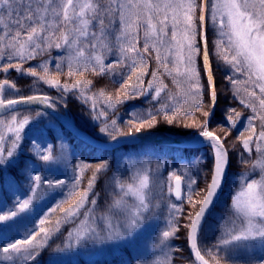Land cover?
Listing matches in <instances>:
<instances>
[{
  "label": "snow or ice",
  "instance_id": "snow-or-ice-1",
  "mask_svg": "<svg viewBox=\"0 0 264 264\" xmlns=\"http://www.w3.org/2000/svg\"><path fill=\"white\" fill-rule=\"evenodd\" d=\"M210 24L216 33L211 44ZM213 56L231 71L226 79L233 96L251 113L240 122L241 113L229 108V128L223 138L208 129V118L214 115L218 99ZM42 57L47 59L31 65ZM10 71L31 76L61 93L78 94L95 113L93 119L104 118L99 132L113 142L120 138L134 140L145 127L160 123V117L169 124L177 119L192 120L191 125L184 126L196 127V113H200L198 139L207 143L211 162L209 179L202 189L193 187L197 181L187 169L182 174L172 171L160 182L151 162L130 164L127 180L114 175L111 199L99 214L94 188L98 174L107 170L110 162H81L76 165L73 186L64 199L34 221L25 234L0 245V264H35L52 236L69 223L76 227L68 233L66 249L86 242L132 244L133 237L165 200L167 227L155 245L162 256L150 264H173L171 252L180 249H174L170 241L177 238L181 227L193 264H229L242 251L259 248L264 252V0H0V73ZM86 74L118 77L113 80L119 85L116 95L103 89L93 91L94 81L86 79ZM62 75L68 80L62 82ZM164 77L176 85V93L168 91ZM16 90V83L9 78L0 80V115L6 117L0 119V165L14 157L25 128L33 120L30 115L20 116L17 106L40 103L54 107L52 98L44 94L13 98L11 93ZM141 97L159 105L155 113L149 111L128 121L126 131L120 130L115 119L108 122L107 109L115 112L118 105ZM99 101L106 110L97 112ZM231 129H237L236 139L242 149L239 163L250 165L260 175L250 178L245 172L237 177L238 187L229 197L228 211L218 225L222 235L211 250L202 249L201 238L223 196L231 169L230 152L225 146ZM72 131L80 135L78 129ZM8 137L11 147L6 150ZM38 155L47 164L57 162L50 146ZM161 167L157 163L155 172ZM93 168L87 186L82 188L85 171ZM31 179L30 197L0 211V226L30 213L41 197L45 178L36 174ZM65 186L64 180L47 182L49 189ZM172 198L181 203L172 202ZM184 203L193 211L181 225ZM58 211L62 215L55 216L52 223ZM260 264H264V255Z\"/></svg>",
  "mask_w": 264,
  "mask_h": 264
},
{
  "label": "rangeland",
  "instance_id": "rangeland-1",
  "mask_svg": "<svg viewBox=\"0 0 264 264\" xmlns=\"http://www.w3.org/2000/svg\"><path fill=\"white\" fill-rule=\"evenodd\" d=\"M52 55L56 56L57 54L53 52ZM43 59H47V57L32 61L31 65H35ZM152 65L153 67L155 66L154 61H152ZM28 66L30 65H25V67ZM151 70L152 69L150 68L149 72H151ZM230 75H232L231 71ZM4 78H9L17 85V90L11 93L13 98L37 94L48 95L52 98L54 107L60 114H69L72 116L77 125L80 124L82 129L91 133L97 139L105 142L111 141L108 136L99 132V128L104 126V118L101 117L99 120L93 119L95 113L92 112L90 105L84 103L78 94L73 92L74 96L77 98H70L74 103V106L70 107L67 104L68 97L66 93H61L50 88L47 85L36 81L35 78L31 76L22 77L19 73L10 71L6 75L0 73V80H3ZM241 79H243V77H241ZM164 81L168 85V91L172 93L178 91L173 82L170 84L171 79L166 81L164 77ZM26 82H28L27 86L24 85ZM25 91H27L28 94H26L27 92ZM111 95L115 96L116 93ZM69 96L74 97L72 95ZM241 96H243V93H241ZM158 106L159 105L155 101L150 103L146 98L141 97L118 105L117 110L112 112L110 109L106 110L104 108L103 101H99L97 103V112L106 110L108 113V122L110 123L112 119H115L120 130L126 131L130 127L127 123L128 121H134L136 118L146 115L149 111L155 113ZM36 112H40L42 115L36 116ZM23 115H30L33 117V120L32 123L25 128L21 147L14 157L6 164L0 165V211L12 208L18 199L30 197L31 189L33 187L31 177L36 174L45 178L44 186L41 190V197L34 203L30 213L24 214L14 222L0 226V245L25 234L33 227L34 221H38V219L41 218L48 209L53 207L56 202L64 199L67 192L71 190L73 186V180L77 171L76 165L81 162L92 164L91 161H97L102 158L104 159L103 161L110 162V167L98 174L94 188V191L97 194V213L99 214L104 212L111 199L112 179L114 175H118L121 179L127 180L131 174L130 164L134 163L140 165L145 162H151L154 175L160 180V182H162L163 179L167 177L166 172H172L175 167H178L182 173L184 169H187L188 175L194 179L191 176L192 164L190 162H194V167L199 171L206 166V164L204 165L205 162L211 160L210 150L207 143L200 142L195 143V147L190 148L193 150L191 151L192 153L190 152L191 154L187 152V149H182L181 158H178V154H175V151H179L178 147L160 143L143 142L140 144L126 145L114 150H104L91 146L87 142L78 138V140L84 144L80 145L77 144L74 139H77V136L70 133L50 114L40 109H22L20 110V116ZM0 119H6V117L0 116ZM242 121L243 120L240 119V122ZM216 123L217 122L211 123L212 129L209 131H212L223 138L225 130L229 128L226 125V123H228L227 119L224 117L221 121V126L214 128ZM144 132L175 134L168 131H157L148 127H145L141 133ZM10 140L11 137H8V143L5 145L6 150L11 147ZM145 144L161 145V147H147ZM239 145L240 142L235 140L233 134L229 132L227 140L225 141V146L229 149L231 167H234V170L231 171L230 169L228 174V180L223 191L224 196H231L236 190L238 187L236 180L241 173L248 172L250 173V178L257 179L260 175L258 170L252 171L250 165L244 166L239 163L240 154L237 153ZM45 146L51 147L53 156L57 157V162L47 164L39 158L38 152L42 151ZM100 150L105 153L102 155ZM241 151L242 149L240 152ZM246 155L247 154H245V156ZM233 156H236L234 166H232ZM255 156L256 154L254 152L253 159H255ZM157 163L162 165L158 173L155 172ZM93 171L94 168L85 171L81 180L82 188L87 186V181L91 178ZM49 180H64L66 181V186L63 189H49L47 188V182ZM185 183H187V180H185ZM193 187L197 188V184ZM225 190H228L226 194ZM173 199L172 202L175 201L174 203H180L175 199L173 201ZM71 203H75V201L72 200ZM166 203V200L160 202L159 209L154 210L153 215L145 222L144 227L133 237L134 243L132 244H128L127 242L109 244L86 242L80 247L74 245L73 248L66 249L65 244L67 242L68 233L76 226L70 223L64 224L60 232L54 234L48 241L47 247L40 251L35 264H150L151 261L162 256V252L156 249L155 245L158 243L160 234L166 230L167 227L168 208L166 207ZM221 205L223 206L224 203ZM227 205L225 212H223L222 215L219 214L214 216L216 223L214 222V225L210 226L211 231L215 232V235L217 236V243L222 235L218 225L221 223V217L228 211ZM64 206L68 207L69 204H65ZM57 215H62V213L58 211L53 214L52 223H54V218ZM215 224L217 226H215ZM51 226V224L45 225V227ZM170 244L174 248V239L170 241ZM173 252H171L172 258ZM262 255H264V252H261L259 248L248 249L233 256L232 260L260 264V257ZM28 264H33V262L29 261Z\"/></svg>",
  "mask_w": 264,
  "mask_h": 264
},
{
  "label": "trees",
  "instance_id": "trees-1",
  "mask_svg": "<svg viewBox=\"0 0 264 264\" xmlns=\"http://www.w3.org/2000/svg\"><path fill=\"white\" fill-rule=\"evenodd\" d=\"M216 39V33L215 30L212 28L211 24L209 25V42L210 44ZM213 68H214V75L216 79V85H217V91H218V99H217V106L214 109V115L210 118H208V129H212V124L213 122H217L216 125H214V128H218L221 126V121L227 115L229 114L227 110L229 108H235L236 111L241 113L240 119L244 120L247 116H249L251 113L248 109L244 108L242 105L239 103V99L233 96V88L232 85L229 83V81L226 79V75H230V70L227 68L226 65H224L222 62L217 61L216 57L213 56ZM86 79H93L94 81V88L93 90L99 91L100 89H103L105 92L108 94H115L117 88L119 87L118 84L113 83L114 79H118V77H111V76H92L91 74H86L85 76ZM166 81L170 80L169 78L165 77ZM68 80L66 76H61V81L64 82ZM72 82V81H68ZM26 82L24 85L27 86ZM172 84V80L170 82ZM27 92V91H25ZM28 94V92L26 93ZM68 99H67V104L70 107L74 106L73 101L70 98L76 99L77 97L74 96L73 92H69L68 94L66 93ZM69 95H72L74 97H70ZM205 101H207V96L205 97ZM196 127L188 126L185 127V124L191 125L193 123L192 120H185L181 122L179 119H177L176 122L169 124L167 122L163 121V118L160 117V123H158L155 127H152V129L157 130V131H168L172 132L175 134H192V133H198L201 129L199 128V123L201 122V114L196 113ZM235 118V117H234ZM243 122V121H242ZM226 125L229 127V124L226 123ZM80 126V124H79ZM239 123L237 124V128H239ZM221 129V128H220ZM230 133L233 134V137H237V129H231ZM76 140L77 144L84 145L78 138H74ZM101 139V138H100ZM146 145V144H145ZM143 146V145H141ZM148 146H160L161 145H146ZM180 151H175V154H178V158H181V153L182 149H179ZM240 145L238 148V152L240 154ZM193 151L192 149H187V152L190 153ZM102 155L105 153L104 151L100 150ZM192 153V152H191ZM190 153V154H191ZM235 158L236 156H233L232 159V166L235 165ZM200 159V158H199ZM103 158L97 161H91L92 165H95L97 163L103 162ZM211 160H208L207 162L204 163L206 164L205 167L201 170H197L193 163L192 164V170H191V176L197 181V188L202 189L205 187V182L209 179V165H210ZM91 164V163H90ZM234 170V167H231V171ZM173 171H176L178 174H181L182 172L178 169V167H175ZM166 174H169V171L166 172ZM228 190H225V194L227 193ZM229 195H223L220 203L217 204L215 212L212 214V216L208 220V224L205 228L204 234L201 238V248L202 249H207L211 250L214 245L217 244L216 238L217 236L215 235V232H212L210 229L211 225H214V222L216 223L215 217L216 215H222L223 212H225L226 205L229 203ZM199 199V197H196ZM173 199V198H172ZM174 201V199H173ZM175 202V201H174ZM181 203V202H180ZM179 203V204H180ZM224 203L222 206L221 204ZM184 208V213L179 217V223L182 225L183 223L186 222V216L188 213L193 211V208L190 204L184 203L183 204ZM211 223V224H210ZM215 226H217L215 224ZM174 249H180V251H174L173 252V264H193V257L190 255V249L188 247V243L186 240L185 236V230L181 227V231L177 233V238L174 239ZM222 256L224 255L222 252L220 253ZM229 264H251L247 261H231Z\"/></svg>",
  "mask_w": 264,
  "mask_h": 264
},
{
  "label": "water",
  "instance_id": "water-1",
  "mask_svg": "<svg viewBox=\"0 0 264 264\" xmlns=\"http://www.w3.org/2000/svg\"><path fill=\"white\" fill-rule=\"evenodd\" d=\"M20 110L21 109H40L54 118H56L61 125L66 128L72 134V128L78 129L80 135H76L77 138L83 140L90 144L91 146L98 147L104 150H114L117 148L124 147L130 144H140L143 142H150V143H160L170 146L182 147V148H193L195 147V143L200 142L198 139V134H191V135H180V134H168V133H151V132H144L138 133L136 138L132 140L131 138H120L117 142L113 141H102L97 139L91 133L85 131L81 127H79L74 121L69 120L64 115L60 114L54 107L48 108L43 104L40 103H31V104H20L17 106ZM3 116V115H0ZM71 124V127L69 126ZM205 143V142H200ZM224 191V190H223ZM180 202V201H177Z\"/></svg>",
  "mask_w": 264,
  "mask_h": 264
},
{
  "label": "bare ground",
  "instance_id": "bare-ground-1",
  "mask_svg": "<svg viewBox=\"0 0 264 264\" xmlns=\"http://www.w3.org/2000/svg\"><path fill=\"white\" fill-rule=\"evenodd\" d=\"M69 120H72V121H74L73 119V117L72 116H70L69 114L68 115H65Z\"/></svg>",
  "mask_w": 264,
  "mask_h": 264
}]
</instances>
